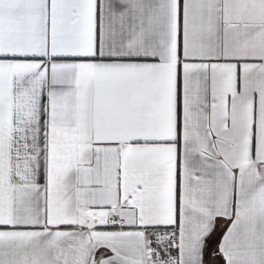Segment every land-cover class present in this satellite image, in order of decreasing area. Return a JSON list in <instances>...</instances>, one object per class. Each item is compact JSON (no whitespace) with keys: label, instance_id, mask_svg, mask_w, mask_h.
Segmentation results:
<instances>
[{"label":"snow or ice","instance_id":"obj_1","mask_svg":"<svg viewBox=\"0 0 264 264\" xmlns=\"http://www.w3.org/2000/svg\"><path fill=\"white\" fill-rule=\"evenodd\" d=\"M0 264H264V0H0Z\"/></svg>","mask_w":264,"mask_h":264}]
</instances>
